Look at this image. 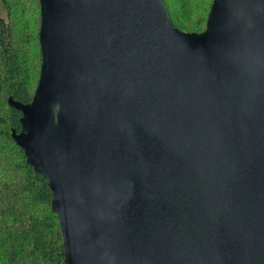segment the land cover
I'll return each mask as SVG.
<instances>
[{"label":"water","instance_id":"water-1","mask_svg":"<svg viewBox=\"0 0 264 264\" xmlns=\"http://www.w3.org/2000/svg\"><path fill=\"white\" fill-rule=\"evenodd\" d=\"M13 135L47 180L65 264H264V0H38Z\"/></svg>","mask_w":264,"mask_h":264},{"label":"trees","instance_id":"trees-1","mask_svg":"<svg viewBox=\"0 0 264 264\" xmlns=\"http://www.w3.org/2000/svg\"><path fill=\"white\" fill-rule=\"evenodd\" d=\"M162 2L180 30L205 28L212 0ZM39 22L38 0H0V264H65L47 180L13 137L21 113L11 101L31 102L39 76Z\"/></svg>","mask_w":264,"mask_h":264},{"label":"rangeland","instance_id":"rangeland-1","mask_svg":"<svg viewBox=\"0 0 264 264\" xmlns=\"http://www.w3.org/2000/svg\"><path fill=\"white\" fill-rule=\"evenodd\" d=\"M209 1H210V0H206V5H207V3H208ZM37 23H38V22H37ZM37 23L35 24L36 27H38V25H39V24H37Z\"/></svg>","mask_w":264,"mask_h":264}]
</instances>
